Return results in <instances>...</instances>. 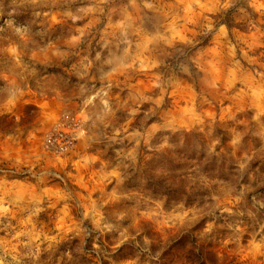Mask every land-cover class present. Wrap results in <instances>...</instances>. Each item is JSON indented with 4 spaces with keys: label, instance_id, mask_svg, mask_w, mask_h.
I'll use <instances>...</instances> for the list:
<instances>
[{
    "label": "clouds",
    "instance_id": "9594fccd",
    "mask_svg": "<svg viewBox=\"0 0 264 264\" xmlns=\"http://www.w3.org/2000/svg\"><path fill=\"white\" fill-rule=\"evenodd\" d=\"M0 264H264V0H0Z\"/></svg>",
    "mask_w": 264,
    "mask_h": 264
}]
</instances>
